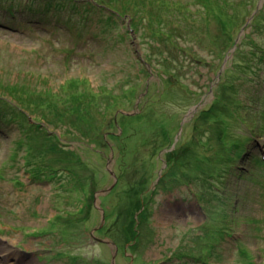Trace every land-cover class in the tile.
<instances>
[{"label":"rangeland","instance_id":"obj_1","mask_svg":"<svg viewBox=\"0 0 264 264\" xmlns=\"http://www.w3.org/2000/svg\"><path fill=\"white\" fill-rule=\"evenodd\" d=\"M91 1L0 0V244L11 264H111V242L115 264H264V62L251 53L264 47V12L251 23L264 0ZM222 128L251 140L222 147ZM158 134L168 139L153 149ZM222 169L213 196L202 177Z\"/></svg>","mask_w":264,"mask_h":264},{"label":"trees","instance_id":"obj_2","mask_svg":"<svg viewBox=\"0 0 264 264\" xmlns=\"http://www.w3.org/2000/svg\"><path fill=\"white\" fill-rule=\"evenodd\" d=\"M170 1V0H169ZM197 3V5L198 6H201V7H203V8H205V6L206 5H208V4H210V2H211V0H195ZM177 2H179V1H177ZM91 3V4H90ZM89 4L90 5H92V6H95V5H98V3L95 1V0H92L91 2H90ZM164 6H166V7H171V6H167L166 4H163ZM106 8L109 10V13H110V11H112L113 13H112V15H114V16H118V17H123V15H122V13L121 12H119L117 9H115V8H113V7H111V6H106ZM213 7H210V9H212ZM263 12H264V9L262 10V12H258L256 15H254V19L252 20V25L253 26H255V27H253L254 28V30H258V28H256V26L259 24V20H261V14H263ZM213 17H211L212 19H214L217 23H218V25L221 27H224L225 25H226V23L227 22H231V20L230 19H228L227 18V16L226 15H228L223 9H221L220 8V6H218V7H215L214 9H213ZM111 14V13H110ZM182 15V12L181 11H179V10H174L173 12H171V13H169L168 14V17H170V19L171 20H174V19H176L177 17H179V16H181ZM237 20V23H238V18L236 19ZM236 23V24H237ZM130 30H133V31H137V25H130ZM126 45H127V43H126ZM229 47H232V45L231 46H229ZM127 51V50H126ZM251 53H252V60H255L256 62H257V59L258 60H260L261 62H264V47L263 48H261V46L260 45H258L257 43L253 46V49L251 50ZM263 56V57H262ZM144 60H146L145 58H144ZM150 67H151V64L149 65ZM248 65H242L241 66V68H239L240 69V71L244 74V73H247L248 72V67H247ZM253 66H254V63L252 64V70H253ZM129 74H131V73H129ZM163 74H164V78L163 79H166L165 81H166V87H168V89L169 90H167V91H170V92H168V93H172V94H174V93H176V92H174L173 93V90H172V88H173V86H172V84H171V77L172 78H174V76L175 75H173L172 73H167V72H163ZM168 82H170V84L168 83ZM164 87H165V85H164ZM184 87V86H183ZM167 94V93H166ZM190 94H192V95H194L193 93H190ZM3 100V99H2ZM199 102H197L196 104H194V105H197ZM193 105V106H194ZM83 108V107H82ZM217 108H215V109H213L212 111H210V113H206L203 117L207 120V119H209L212 115H213V113L215 112V110H216ZM229 110H232V113H231V116L233 117L232 118V120H237L236 118H235V113H237V112H241V105L239 104V103H235V108H228ZM236 111V112H235ZM228 112V111H227ZM101 115L102 116H105V114L104 113H101ZM120 117H123L124 118V115H119ZM137 116H139V115H137ZM257 116L259 117V118H263V116H264V111L262 110V109H260L259 111H258V113H257ZM120 117H117L116 118V120H114L115 121V124L118 126L119 125V127H120V129H123V131H126V129H127V127L130 125L129 123H128V120L129 119H127V120H125V121H123V119H121ZM119 118H120V120H121V122L119 121ZM127 118H132V117H127ZM13 120H15V119H13ZM232 120H231V122H232ZM131 128V127H130ZM132 129V128H131ZM221 133L218 135V139H219V142L221 143V145H222V147H226V145H227V143L229 142V141H232L233 142V147L235 148V147H237L238 145L239 146H246L247 144H248V142L251 140V139H246V138H244L243 140H241V138L240 137H238V136H236L235 134H233V135H231V137H229V135L228 136H225V137H227V138H224V136H223V131H224V129L222 128L221 130ZM214 133H218V131H216V132H214ZM124 134V133H123ZM166 134H168L167 133V130L165 129V127H163L162 128V130H161V136L162 135H166ZM222 135V136H221ZM126 136H128V134L126 135ZM126 136H124V137H126ZM123 136H122V134L120 135V136H118V140L120 141V140H122L123 138H124ZM135 137H137V135L135 136ZM159 137V134H158V136L156 137H154L153 139H155V143H154V148L153 149H155V148H157V147H159L162 143H163V141L165 140V139H168V137H161V138H159V139H157ZM152 138H149L147 141L149 142L150 140H151ZM241 143H243V144H241ZM199 147L200 148H206V149H208L209 147H211V145L209 144V143H202L201 145H199ZM204 150L202 149L200 152H203ZM147 154V152H145V154L144 155H146ZM231 156V155H230ZM225 157V156H224ZM241 159H243V157H241V154H239L238 156H237V158L235 159V161L237 162V161H239V160H241ZM259 159V161H261V162H264V159L263 158H258ZM233 160V158L232 157H229V162H231ZM224 162H226L227 163V160H226V158H224ZM143 165L145 164V162H143L142 163ZM231 164V163H230ZM255 165H257V164H255ZM230 166V165H229ZM224 169H222V170H220L219 172H217V173H215V174H213V172H210L209 170L207 171V176L205 177V176H203L202 177V175H198L197 177H195V179H191L190 181H188V182H186V183H190L192 180L193 181H197L196 179L198 178V177H202L203 178V183L205 184V186L207 187V189L205 190L206 192H210L213 196H215V192L216 191H214L215 189H216V186H215V181H214V179L215 180H217L218 178H219V175H224L225 173H224V171H223ZM211 173H212V175H211ZM228 175V174H227ZM125 181V180H124ZM186 183H183V184H186ZM146 185H148L147 183H146ZM123 186H124V190H123V192H122V190H119V194L121 193V195L122 196H126L127 197V199H129V200H131V201H133V199L136 197V195H135V193H132V195H129V190H128V187H127V190H125V186L126 185H124V183H123ZM129 188H131L130 186H129ZM127 193H126V192ZM149 191V193L150 192H152V190L151 189H149L148 190ZM107 197V195H105V198ZM205 199H207L208 200V198H205ZM125 222H126V220H125ZM125 222H124V224H125Z\"/></svg>","mask_w":264,"mask_h":264},{"label":"bare ground","instance_id":"obj_3","mask_svg":"<svg viewBox=\"0 0 264 264\" xmlns=\"http://www.w3.org/2000/svg\"><path fill=\"white\" fill-rule=\"evenodd\" d=\"M0 264H11V254L6 245L0 244Z\"/></svg>","mask_w":264,"mask_h":264},{"label":"water","instance_id":"obj_4","mask_svg":"<svg viewBox=\"0 0 264 264\" xmlns=\"http://www.w3.org/2000/svg\"><path fill=\"white\" fill-rule=\"evenodd\" d=\"M110 173H111V174H114L113 171H110ZM112 186H113V185H112ZM112 186H110V187H108L107 189H105L104 192H107L108 190H110V189L112 188ZM102 192H103V191H102ZM99 194H100V191H98L97 194L95 195V199H96V200H97ZM99 210H100V212H101V214H102V220H103V219H104V216H103V215H104L103 208H100V207H99ZM101 241H102V239H101ZM103 241H105V240H103ZM111 245H112L113 248H114V253H113V255H112V261H111V263H114L115 255H116V252H117V246H116L115 243H112V242H111Z\"/></svg>","mask_w":264,"mask_h":264},{"label":"flooded vegetation","instance_id":"obj_5","mask_svg":"<svg viewBox=\"0 0 264 264\" xmlns=\"http://www.w3.org/2000/svg\"><path fill=\"white\" fill-rule=\"evenodd\" d=\"M111 264H115V263H111Z\"/></svg>","mask_w":264,"mask_h":264}]
</instances>
